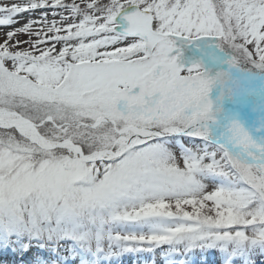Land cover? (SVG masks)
Returning a JSON list of instances; mask_svg holds the SVG:
<instances>
[{
	"label": "snow or ice",
	"instance_id": "1",
	"mask_svg": "<svg viewBox=\"0 0 264 264\" xmlns=\"http://www.w3.org/2000/svg\"><path fill=\"white\" fill-rule=\"evenodd\" d=\"M141 254L264 264V0H0V264Z\"/></svg>",
	"mask_w": 264,
	"mask_h": 264
},
{
	"label": "rangeland",
	"instance_id": "2",
	"mask_svg": "<svg viewBox=\"0 0 264 264\" xmlns=\"http://www.w3.org/2000/svg\"><path fill=\"white\" fill-rule=\"evenodd\" d=\"M150 258V262L149 259ZM196 257H190L189 259H195ZM148 259V264H152V261L155 260L156 264H160V256L159 254H157L156 256H151L149 254H141L139 256H130L128 258H126L122 264H143L142 262H145L144 260ZM141 262V263H139Z\"/></svg>",
	"mask_w": 264,
	"mask_h": 264
}]
</instances>
